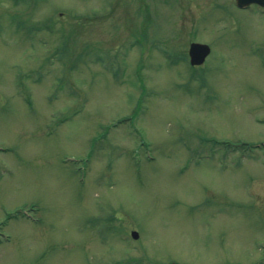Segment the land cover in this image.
I'll list each match as a JSON object with an SVG mask.
<instances>
[{
  "label": "rangeland",
  "instance_id": "374dc122",
  "mask_svg": "<svg viewBox=\"0 0 264 264\" xmlns=\"http://www.w3.org/2000/svg\"><path fill=\"white\" fill-rule=\"evenodd\" d=\"M262 143L264 8L0 0V264H264Z\"/></svg>",
  "mask_w": 264,
  "mask_h": 264
},
{
  "label": "water",
  "instance_id": "95a60500",
  "mask_svg": "<svg viewBox=\"0 0 264 264\" xmlns=\"http://www.w3.org/2000/svg\"><path fill=\"white\" fill-rule=\"evenodd\" d=\"M259 2L264 4V0H238V4L242 5L244 3ZM210 52V46L206 43L192 42L190 44V55L192 64H200L205 60V57ZM132 235L135 238L139 237V232L136 230L132 231Z\"/></svg>",
  "mask_w": 264,
  "mask_h": 264
}]
</instances>
